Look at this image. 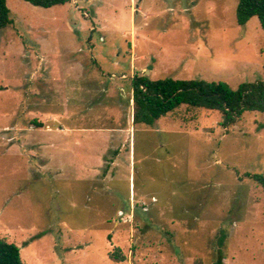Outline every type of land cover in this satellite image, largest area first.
<instances>
[{"label":"rangeland","instance_id":"obj_1","mask_svg":"<svg viewBox=\"0 0 264 264\" xmlns=\"http://www.w3.org/2000/svg\"><path fill=\"white\" fill-rule=\"evenodd\" d=\"M238 2L7 0L0 239L23 264H212L222 232L224 264H264V190L245 176H264V113L226 127L186 106L154 127L132 119L146 72L264 80V30L257 17L237 24Z\"/></svg>","mask_w":264,"mask_h":264},{"label":"trees","instance_id":"obj_2","mask_svg":"<svg viewBox=\"0 0 264 264\" xmlns=\"http://www.w3.org/2000/svg\"><path fill=\"white\" fill-rule=\"evenodd\" d=\"M33 6L52 8L64 5L70 0H24ZM257 17L264 30V0H239L236 20L244 26L251 18ZM13 24L7 0H0V29ZM133 123L153 126L158 120L175 112L182 106L192 109L218 111L223 116V126L239 120L246 111L264 113V80L240 85L233 89L226 82L204 80H176L173 78L152 80L141 75L132 80ZM264 190V176L245 174ZM226 234L221 233L218 249L212 264H224ZM120 254L112 255L115 261ZM0 264H23L20 248L14 243L0 239ZM194 264H204L200 259Z\"/></svg>","mask_w":264,"mask_h":264},{"label":"crops","instance_id":"obj_3","mask_svg":"<svg viewBox=\"0 0 264 264\" xmlns=\"http://www.w3.org/2000/svg\"><path fill=\"white\" fill-rule=\"evenodd\" d=\"M142 2H143V0H139V4L137 5V12H140V11H142L143 10V8H142ZM136 36H135V34H134V39H133V41H132V47H133V50H136V48H137V46H136ZM126 77L125 76H123L122 77V79H125ZM171 114V113H170ZM167 116V115H166ZM162 118H164V117H162ZM161 118V119H162ZM133 119V118H132ZM158 122V121H157ZM156 122V123H157ZM154 124L153 126H149V127H154L155 125H157V124ZM136 125V124H135ZM142 125H144V124H142ZM146 126H148V125H146ZM102 133V132H101ZM75 143V142H74ZM119 153V152H118ZM101 159V158H100ZM102 165V161H101V163H98L97 165ZM113 164V163H112ZM94 168V167H93Z\"/></svg>","mask_w":264,"mask_h":264},{"label":"water","instance_id":"obj_4","mask_svg":"<svg viewBox=\"0 0 264 264\" xmlns=\"http://www.w3.org/2000/svg\"><path fill=\"white\" fill-rule=\"evenodd\" d=\"M148 74H149L148 72L145 73L146 76H148Z\"/></svg>","mask_w":264,"mask_h":264}]
</instances>
